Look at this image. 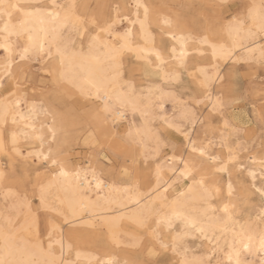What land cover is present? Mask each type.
<instances>
[{
	"label": "snow or ice",
	"instance_id": "obj_1",
	"mask_svg": "<svg viewBox=\"0 0 264 264\" xmlns=\"http://www.w3.org/2000/svg\"><path fill=\"white\" fill-rule=\"evenodd\" d=\"M81 7L89 6L76 0H0V71L11 75L14 64L31 67L38 62L42 79L46 78V86L33 87L31 97L24 91L27 85L18 88L19 96L9 93L16 96L14 101L0 97V126H7L9 116L15 123L19 114L15 110L26 106L28 114L20 115V120L38 141V147L33 144L28 152V158L35 160L34 175L22 189L7 187L6 173L0 171V200L23 210L22 224L19 219L16 223L35 236L46 255L44 264H83L86 255L88 264H114L111 257L91 256L78 245L77 235L116 243L125 233L157 237L164 228L176 232L172 246L177 249L179 222L208 238L220 219L212 202L219 201V211L230 218L235 207L230 200L237 192L229 165L238 156L225 134L230 127L227 108L233 100L232 85L221 66L243 59L250 67L258 64L264 69L260 42L264 41V0L227 15L223 0L204 5L195 31L185 30L171 17L163 18L161 24L169 30L159 46L156 33L144 27L151 15L147 0L123 6L135 7L137 19L129 21L140 25L135 30H117L121 20H128L119 3H98V13L88 15L79 12ZM257 50L258 60L241 56ZM128 53L135 57L130 68ZM186 91L192 95L185 98ZM255 91L261 103L253 111L264 121V80ZM61 100L65 106H60ZM76 101L83 102L84 109L66 106ZM169 102L173 113H180L179 119L166 115ZM193 105H204L211 121L220 122L219 134L212 129L206 143L193 139L194 124L192 129L182 126V121L191 122ZM129 113L139 114L140 123L135 119L125 123ZM40 117L47 133H37L31 123ZM155 119L162 123L154 129ZM172 133L183 138L186 152L162 151L171 143ZM9 140L18 143L17 133H9ZM216 142L228 152L227 158L209 151ZM81 146L84 159L77 152ZM6 148L0 129V150ZM250 163L255 167L238 164L237 170L247 173L248 189L259 194V219L264 223V155L250 157ZM241 189V198H246L248 189L243 185ZM114 206L119 209L115 214L110 211ZM256 243L264 250V229ZM232 259L230 254L228 260Z\"/></svg>",
	"mask_w": 264,
	"mask_h": 264
},
{
	"label": "rangeland",
	"instance_id": "obj_2",
	"mask_svg": "<svg viewBox=\"0 0 264 264\" xmlns=\"http://www.w3.org/2000/svg\"><path fill=\"white\" fill-rule=\"evenodd\" d=\"M120 1L121 0H77V3L82 6H89L81 7L79 9H82L83 13H85L87 9L89 10V12L91 11L93 13H97L98 9L96 8V5L98 3L120 4ZM147 2L151 9V15L149 19L150 27L153 32L156 33V38L159 39L161 36H164L162 34L164 27L160 21L162 17H171L173 20H178L180 24L185 26V28L195 31L201 23V14L205 11L203 6L209 3H215L216 0H147ZM223 2L226 6L224 14L227 15L228 13L234 14L235 12L242 10L243 5L249 3L250 0H226ZM238 5L241 6L239 9L237 8ZM120 24L117 25V30H120L122 28L123 24ZM163 39L164 38H160V43ZM133 63H135V58H132L130 54H127L126 66L130 68ZM221 71L230 77L232 85L231 94L233 96V100L229 102V106L227 108V116L230 119V127L228 130H226L225 134L228 137V144L235 150V153L238 156V161L229 165V172L237 189L236 195L231 198L230 202L235 204V207L232 208L233 213L234 216L237 215L236 218L241 221V223H243V221L251 223L252 221V224L254 226L257 224V227H261L260 224L262 223H260L261 221L258 217L261 211V198L259 194L253 193L250 189H248V184L251 183L250 178L247 177L246 172H238L237 165L241 163L247 168H254L255 165L250 163V157H260L261 155H264V151H262V149H264V121H261L259 119L258 111L257 113H254L253 111L254 106L258 110L261 103V101L257 98V92L255 90H258L261 87V82L262 80H264V69H261L258 64L254 67H250L244 61H240L236 64H233L231 61H229L226 67L223 65L221 66ZM24 72L27 73V79H25L24 77ZM42 78L43 71L41 70L40 64L38 62L32 63L31 67H28L27 64L22 65L16 78V81L19 83V85L17 86V90L19 87H24L25 85H27V87H24V91L28 92L29 97H31V90L33 87L40 89L41 87L46 86V78ZM7 87L8 81L4 80L3 88H5V92H7V94L12 93L8 91L9 88ZM17 93H20L19 90L17 91ZM184 95L185 98H187L188 96L192 95V93L191 91L190 93L189 91H186ZM58 103L60 104V106H65L64 101L62 100ZM66 106L73 109H84L85 107L83 103H79L78 101H76L74 104L69 102V104ZM165 107L167 109L166 115L168 114V117H176L177 119H179L177 117L178 112L173 113L171 102L167 103ZM192 109H194L193 114L195 116V119L197 118L198 121H205L203 125L196 121V123L194 124L195 130L192 132L193 137L198 138L197 140L199 142H202L204 140V142L206 143L207 139L211 138L212 129H216L217 135L219 134V130H221L220 122L211 121L207 108L204 105H193ZM134 118L136 119L137 116H135ZM126 120L127 121L125 123H129V121L131 120L129 115L127 116ZM157 120L158 119H155V122H157L158 124L152 122L153 128H158L161 125L162 122L160 120ZM184 122L185 121H182V126H187L186 128L190 129L189 121H186L187 123H189V126L186 122V124ZM44 129L45 128L41 129L43 133H47ZM206 133L208 134L207 137ZM169 139L171 143L164 147L162 151L167 152L168 154H173V150L175 149L177 155H179V153L182 151L186 152L185 141L182 137L179 136V134L172 133L169 136ZM217 143L218 142L211 145L209 147V151L211 150L210 152L212 153H220L222 158H227L228 152L224 148L220 147V143H218V145ZM22 145L23 146L21 150L23 154L31 148L25 143H22ZM77 152L80 153V159L85 158V150L82 148V146L80 148H77ZM0 159L3 163L2 167L7 172L5 184L13 189H22L25 183L34 175V159L28 162H24L23 160L18 158V160H15L13 162V165H10V157L8 153H3L0 156ZM120 162L123 163V160H121ZM203 163H206V161H204ZM226 177L227 176L223 174V181L226 180ZM259 182V177H257V185H259ZM241 185H243L244 189H248L247 197L243 199L241 198L243 195ZM1 202L3 203V206H7L4 201L1 200ZM212 203L215 206H218L220 202L213 201ZM245 217H247L246 220L244 219ZM179 225L180 223L177 222L176 231L180 233L185 232L184 228L182 229L183 231H181L182 227L181 225ZM189 232H187V234L186 232L184 233V235L186 236L181 234V240L179 241V251H190V253H194L195 255L201 252L199 256L205 259L207 264L209 260L212 264L214 259L213 255H211L210 257H207L206 255V253L209 252L210 244L205 241L204 238H200L201 236L197 232L196 234L195 231H191V234H189ZM192 234H194L195 237H193ZM139 235L141 237L140 244L135 246L124 244L118 247L111 244L107 239H104L102 240V242L98 243L97 238L95 237H80L79 235H77L74 238L76 239L78 245L87 249L88 252L95 253L98 256L113 253L117 256V259L120 260L121 263H178V248L175 250L171 245L172 236L176 235V232L162 230L158 236L159 242L155 241V239L151 237L150 233H139ZM162 241H165V243H167L168 245L170 243L171 244L167 248H165L161 246L160 242ZM185 241L189 244L185 245ZM184 245L186 246L185 248H183ZM188 246H190V250H187L189 249ZM149 248L151 249V252H149ZM243 257L246 261L249 262V264H258L257 259L251 260L250 255L245 254L243 255Z\"/></svg>",
	"mask_w": 264,
	"mask_h": 264
},
{
	"label": "bare ground",
	"instance_id": "obj_3",
	"mask_svg": "<svg viewBox=\"0 0 264 264\" xmlns=\"http://www.w3.org/2000/svg\"><path fill=\"white\" fill-rule=\"evenodd\" d=\"M223 1H226V0H223ZM69 2H70V0H69ZM250 2H255L258 4L259 0H250ZM76 3H77V0H76ZM131 3H133V0H121L120 1V5L122 6L121 11L125 12L128 15V20H121L120 23H122L123 26L118 31H123L124 29L130 28V27H134V30H135V29H139V27H140V25L138 23L135 24V26H133L132 24L129 23V21H136V19H137V16L135 14L136 9H135V7L125 9L123 6L125 4H131ZM7 10L14 12V10L11 8H9ZM81 11H82V9L79 10V12L82 14H85V15L93 13L91 11L89 12L88 9L85 13H83V11L82 12ZM97 11H99V10H97ZM17 16H18V14L14 13L13 18L16 19ZM142 18H143V13L141 12V19ZM163 18H166V17H162L160 19V21ZM180 26L182 28H184L185 30H191V29L185 28V26L182 24H180ZM144 27H145V30L147 31V29L150 27L149 20L145 22ZM168 30L169 29L167 27H164L162 34ZM151 31L153 32L152 29H151ZM160 38L166 39V37H164V36H161ZM160 38L159 39L156 38L157 46L160 45ZM137 40L139 42V34L138 33H137ZM260 42L264 43V41H260ZM128 54H130L132 56V58L134 57V53H128ZM241 56H247L249 59L255 58L258 60V58L260 56V52H259V50L255 51V53L244 52L241 54ZM240 61H243V59H241ZM21 67H22V65L14 64L12 69H11V75H9L8 72L0 71V97H7L9 100H13V101L16 99V96H9V94H7V92H5V88H3L4 87V80L8 81V87H7V88H9L8 91L17 93V91H18L17 86L19 85V83L16 81V78L18 76V73H19V70L21 69ZM40 68H41V65H40ZM69 70H71V65H69ZM189 93H190V91H189ZM19 95H20V93L19 94L17 93V96H19ZM78 102L83 103L81 101H78ZM0 104H3V100H0ZM15 111L19 113L18 115L15 116L16 122L13 123L12 122L13 117L9 116L7 126L6 127L0 126V129L3 130V142L7 145L6 149L0 150V156L3 153H8L9 157H10V159H9L10 165H13V162L15 160H18V158H20L24 162H28V161L33 160L31 158H28V152L32 150L33 144H36L38 147V141H35L32 138V135H33L32 129L31 128H25V126H24L25 121L20 120V115L27 116V114H28L27 113V107L22 105L21 109H17ZM194 113H195V111H194ZM128 115L130 116V119H131L129 122H131L133 119H135L131 113H129ZM136 116H137V118H136L137 120L136 119L135 120H136L137 124H139L140 123L139 114H137ZM179 116H180V113L178 112L177 117L179 118ZM199 118H201V117H199ZM43 119H44L43 117H40V118H37V119H34L33 121H31V123L35 126L37 133L43 132L41 130L42 129L41 128V122L43 121ZM196 119H195V116L193 114L192 120H191V122H189L190 123V127H189L190 129L192 128V125L195 124L196 121H198V119L197 120ZM153 122L157 123V122H155V120ZM189 123H187L188 126H189ZM44 130L47 132V128H45ZM11 132L17 133L18 143H16L15 145H13L11 143V141L9 140V133H11ZM23 132H27L29 134L28 137L23 136V134H22ZM193 139H195L199 143V141L197 140L198 138L193 137ZM202 142H204V140ZM22 143H25L26 145L31 147L30 150H27L26 153H24V154L21 150L22 146H23ZM217 145H218V143H217ZM169 155H172V154H169ZM223 159H225V158H222V160ZM2 166H3V163L0 159V171L7 174L6 170H4V168ZM205 166L209 167L207 165V162L205 163ZM226 176L227 177H226L225 181H227V179H228V175H226ZM5 182H6V179L4 180V183ZM7 187H10V186H7ZM53 194L54 195L57 194L55 190H53ZM59 194L60 195H69V196L71 195V193H59ZM213 206L217 207V211H216L215 215L218 216L220 219L213 223L212 230H210L207 233L208 238H204V236H202L199 232H197L201 236L200 238H202V239L204 238L205 241H207L210 244L209 252L206 253V255H207V257H210L211 255H213L214 259H213L212 264H217V262H220V264H235L236 259L239 260V264H249V262L246 261L243 257V255H245V254L250 255L251 260L257 259L258 264H264V250H261L259 248L258 244L256 243V241H257V239L261 233V230L264 229V223L260 224L261 227H257L256 226L257 224L254 226L252 224V221H251V223L247 222V221H245V222L243 221V223H241V221H239L236 218L237 215L234 216L233 209H231V217L229 218L223 212L219 211V208H218L219 204H218V206H215L213 204ZM110 211H113L115 214L116 212L119 211V209L114 206L113 209H111ZM246 218L247 217H245L244 219L246 220ZM17 219H19L21 221V224H22L23 210L18 209V208H13L10 203L7 204V206H3V203L0 200V264H44L46 255L41 250V248L39 247L38 241H36L35 236L32 233L24 230L21 227V224L16 223ZM254 221H253V223H254ZM181 227H182L181 231H183L182 230L183 225H181ZM162 230L167 231V229L162 228L160 230V232ZM184 230H185L186 234L189 231H190L189 234H191V231L194 232V230H191V229L184 228ZM185 232L180 233V240H181V234L184 235ZM195 234H196V231H195ZM150 235L153 239H155V241L159 242L158 236L154 237V236H152L151 233H150ZM192 235H193V237H195L194 234H192ZM175 236L176 235L172 236V239H171L172 244L170 243L171 245H173V243H174L173 238ZM184 236H186V235H184ZM250 238H251V240H250ZM109 242L111 244L117 246V247L120 245H124V244L135 246V245L140 244L141 237L139 234H136L135 236H133L131 234L125 233V234H122L120 236L119 240L116 243H113L111 241H109ZM162 242L165 243V241H162ZM162 242H160V243H162ZM187 244H189V243L186 242L185 245H187ZM245 244H248L247 248L244 247ZM185 245L183 248L186 247ZM188 247H189V249H187V250H190L191 249L190 246H188ZM192 249H193V247H192ZM177 251H179V248ZM197 251H196V253H197ZM88 253L91 256L96 255L95 253H91V252H88ZM177 253L179 255L178 256L179 260H178L177 264H182V261H184V260H187L189 262V264H207L206 260L203 259L201 256H199V254L201 252H199V254L195 255L194 253H190V251L186 252V251L180 250ZM203 254H205V253H203ZM230 254L233 257V259L231 261L228 260V256ZM106 256L111 257L114 261V264H129V263H121V261L118 260L117 256L113 253L105 254V255L100 256V257L104 258ZM88 260H89V257L86 255L83 258V264H88Z\"/></svg>",
	"mask_w": 264,
	"mask_h": 264
}]
</instances>
